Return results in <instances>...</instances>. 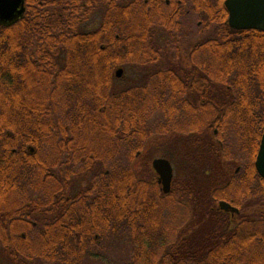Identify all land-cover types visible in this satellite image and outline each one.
Returning <instances> with one entry per match:
<instances>
[{
  "label": "trees",
  "instance_id": "1",
  "mask_svg": "<svg viewBox=\"0 0 264 264\" xmlns=\"http://www.w3.org/2000/svg\"><path fill=\"white\" fill-rule=\"evenodd\" d=\"M164 1L25 0L22 18L0 27V234L16 233L17 190L47 186L49 166L44 151L51 144L48 139L79 137L81 132L86 137L119 140L117 228L120 234L150 237L146 264H264V180L254 166L264 131V33L232 30L225 0H180L179 4L169 0L168 6ZM133 10L176 13L145 17L132 14ZM97 11L100 23L89 28ZM151 30L174 34V42L182 49L196 50L181 64L149 69L137 65L145 70L139 77H213L215 109L229 107L215 112L214 140L189 145L185 154L186 162L195 157L205 165L203 175L209 180L194 187L189 180L183 183L175 177L171 194L192 200L195 207L204 197L211 199L210 207L219 201L239 207L238 218L243 220L240 238L225 234L226 213L209 208L205 217L212 218L215 225L206 234L212 242L200 248L190 245L189 238H160L170 233L161 228L159 193L122 164L121 147L127 148L123 140L147 139L142 132L145 113L137 108L132 112L143 92L113 89L114 70L134 65L125 63L121 50L111 59L103 56L100 46L150 41L154 35L146 33ZM142 32L146 33L138 37ZM233 140L241 155H246L244 161L238 157L242 168L237 174L231 170L237 161L228 158ZM127 151L133 157L134 151ZM163 157L172 163L169 156ZM53 167L54 194L59 196L64 160L54 159ZM101 184L102 201L110 207L114 183L103 171ZM251 199L257 201L254 207L244 206ZM171 200L179 203V199ZM3 217L6 222L1 221ZM106 219L110 223L111 215ZM255 225L258 231H254ZM128 245L125 243V249H136ZM155 248L162 250L159 257ZM51 249L56 251L49 258L54 263L48 261L65 264L63 243L46 246ZM8 251L12 257L16 255Z\"/></svg>",
  "mask_w": 264,
  "mask_h": 264
},
{
  "label": "flooded vegetation",
  "instance_id": "2",
  "mask_svg": "<svg viewBox=\"0 0 264 264\" xmlns=\"http://www.w3.org/2000/svg\"><path fill=\"white\" fill-rule=\"evenodd\" d=\"M164 3L167 6L170 5L169 0H165ZM176 3L179 4L180 0H177ZM175 11L133 10L131 13L148 17V15H171L175 14ZM147 21L149 22V19ZM180 22L182 21H178V23ZM99 23L100 17L92 24L97 28ZM145 33L142 32L137 36L142 37ZM149 33L154 35L150 41L131 42L123 46L118 44L102 45L100 46L101 54L111 59V55L117 50H121L126 57L125 63L127 65L137 66L143 64L150 67L152 65L188 62L190 55L196 50L195 47L187 50L182 49L179 44L174 42V39L176 40L174 34H168L166 31L156 32L151 30L146 34L150 36ZM117 70L122 69L116 68L114 70L115 78L119 79L123 75V70L120 77H117ZM150 75L136 77L134 84L126 88L130 93H134V91L143 92V99L139 100L138 106L132 109V112H135L137 108L145 113L146 118L143 121L142 132L146 136H150L152 129L162 127L166 130L168 124L174 121L175 125L179 123L175 133L179 131L180 135L188 136L183 138L184 143L187 145H206L213 141L215 135H217L214 125L215 112L229 110V107L216 110L213 105L214 78L150 77ZM138 79L140 83H138ZM152 102L155 106L152 105ZM159 106L163 108L161 112L158 110ZM155 109L160 113V117L156 123H151L150 115ZM186 114H191L187 116L190 125L189 130L193 131L194 128L196 129L195 132L183 130L184 128L188 129L184 123ZM203 128L206 129L203 130ZM183 132L185 133L183 134ZM60 141L61 143L49 145V147L51 153L63 152L64 172L63 185L60 187L61 194L59 196L54 194V167L53 159L50 157L45 189L20 187L17 190L18 201L15 204L14 218L16 233L14 235L0 234V253L8 262L7 264H52L51 262L54 263V261L49 258L54 257L56 251L46 250V246L51 247L54 243H63L62 254L65 258V264H119L117 259L116 262L114 261V257L116 255L117 258L118 242L120 241L130 243L129 247H136V249H126L123 251L124 253H127L128 256L131 254L137 264H146L145 256L146 253L149 254L146 243H148L150 237L120 234L117 228L119 213L116 182L118 153L120 150L119 140L106 138L98 142L97 139L81 140L78 137H67ZM123 141L127 143V150H133L137 155L139 151L136 150V147L141 146V143L143 145L146 139L135 137L132 140ZM51 155L53 157L54 153ZM243 156L242 161H244ZM102 158L106 160L109 158L111 161V170L103 172L106 176L110 175L111 182L114 183L110 207L105 206L102 201ZM241 168L242 164L235 169L234 174H237ZM154 174L156 173L154 172ZM21 176L19 177L20 185H22ZM155 178L160 191L159 198L162 201L173 198L177 201L181 197L179 194H177L178 196L171 194L173 179L169 192L164 193L158 182L157 174ZM77 181L83 182L76 186ZM163 204L158 205L164 209ZM230 205L236 208L238 212L223 211L227 214L225 219L227 224L224 227L225 234L228 237L233 235L240 238L243 235V229L239 225L243 220L238 218L241 211L239 207ZM209 209L221 211L218 207L216 209L210 207ZM109 215H111L110 223L106 219ZM1 221L6 222L7 219L4 218ZM254 231H258L257 225H255ZM163 237L180 241L187 239L186 235H182L181 232L178 234V231L174 236H160V238ZM142 247L143 250H141ZM42 248L45 249L42 250ZM8 250L14 251L16 255L12 257ZM107 257L108 260H105L104 263V259H107ZM127 263L132 264L131 262Z\"/></svg>",
  "mask_w": 264,
  "mask_h": 264
},
{
  "label": "rangeland",
  "instance_id": "3",
  "mask_svg": "<svg viewBox=\"0 0 264 264\" xmlns=\"http://www.w3.org/2000/svg\"><path fill=\"white\" fill-rule=\"evenodd\" d=\"M99 17H100V13L99 11H97L94 14L93 19L97 20ZM89 28H95V25L91 24ZM117 69H122L123 75L121 78L115 79V82L113 84L114 90H123V89L130 87L132 84H134V79L136 78V76L137 78H140L139 77L140 73L145 72L144 69H141L135 66H123V67L121 66V67H118ZM145 69H149V67L147 66ZM132 77H134L133 82H132ZM138 83H140L139 79H138ZM152 105L155 106L153 102H152ZM147 108H148V103H147ZM157 109H155V111H152L150 115L151 123H156V121L160 117V113L158 112V110L160 112L163 110L161 106H159L158 110ZM188 115H191V114L185 115V122H184L187 125L188 129H185V128L183 129L186 132L190 129L189 120H187ZM174 125H175V122L172 121L168 124V126L166 127V130L165 128H162V127H160L159 129H152L150 136H147V139L143 143V145L141 143L140 148L136 149L139 151V153L137 155L135 152L132 153L133 157H130L125 145H123L124 147H121L122 148L121 156L123 158L122 164L124 166L126 164L129 167V169L134 171L137 178L147 181L151 185H153V187L151 186V190L152 189L156 190L158 191V193L160 191L158 189L157 184L155 183L156 174H154L152 170L151 163L154 159H157V158L166 159L163 157L166 155L169 156V158L172 161L171 163L168 160L173 166L172 167L173 175H174L173 181H175L174 178L177 177L178 180H180V182L182 181L184 183L185 181L189 180L193 184L194 187H197L199 185L204 186V184H206V182L209 180L203 175L202 169L206 167L204 164L203 165L201 164V161L197 160L195 157H192L189 159L188 162H186L187 158L185 157V154L187 152V147L189 145L184 143L183 138L188 137V136L180 135L179 131L175 133L176 128L179 126V123H177L175 126ZM184 133L185 132H183V134ZM78 138L81 140L97 139L98 142H100L99 140L103 139L101 137H94V136L86 137L85 134L81 132ZM60 140L62 139H50V140L48 139V142H51L50 144L51 146L53 144L56 145V144L61 143ZM234 142L235 141L233 140L231 143L230 157L228 156V158H234V160L237 161L231 166L232 172H234L235 169L241 164V162L238 160V157L242 158V155H241L242 153H240V151L238 150V147L234 145ZM44 152H45L44 156H46L48 160L50 157L53 159V161L56 158L57 159L61 158L64 160L62 156L63 152L60 155L57 152H52L54 153L53 157L51 155L52 153H51L50 147L47 148ZM103 152L105 151L103 150ZM128 155L130 158L127 157ZM244 159H246L245 154L243 156V160ZM102 161H106V163H105V166L101 170L103 172L105 170H109L111 166V161L109 160V158L107 160L105 158H102ZM221 166L227 167V165L225 164H222ZM150 169H151V172H150ZM82 182L83 181L81 182L77 181L75 185L78 186L77 184H81ZM154 194H157V192H154ZM180 198L181 197H179V203H178L179 205L174 204L171 199H165L164 201H162L164 203L163 206L165 208L164 209L162 208L160 212V218L162 220L161 228L162 229L168 228L169 233H170L169 236L176 235L177 231H178V234L181 232L182 235L187 236L186 237L187 239L188 238L190 239L189 240L190 245H194L195 247L201 248V246L208 243V241L211 239L210 235L206 233H208L211 229L213 230V226L215 225L214 220H212V218L205 217V213H207L208 208H210L212 201L209 197H206V198L204 197V200L198 203L202 206L200 207V205L197 204L195 207L194 206L195 204L193 203L192 200H188L185 197L182 199ZM255 203H257L256 199L255 200L251 199V200H248L246 202V205L244 206H248V208H251V207L253 208ZM217 207L218 206L216 204V206L212 208L216 209ZM165 236L169 237L168 235H165ZM209 242H212V240H210ZM124 250H126L125 242H121V241L118 242V255H117V258L115 255L114 261L116 262V259H117L119 264H128L127 262H131L132 264L133 263L137 264L136 261L133 260V257H131L132 255L130 254L128 256L127 253L123 252ZM154 251L155 253L157 252L156 255L158 257L162 253V250H159L158 248H155ZM108 257L107 259H104V263H105V260H108ZM7 263L8 262L4 259L2 253H0V264H7ZM145 263H146V260H145Z\"/></svg>",
  "mask_w": 264,
  "mask_h": 264
},
{
  "label": "water",
  "instance_id": "4",
  "mask_svg": "<svg viewBox=\"0 0 264 264\" xmlns=\"http://www.w3.org/2000/svg\"><path fill=\"white\" fill-rule=\"evenodd\" d=\"M224 7L228 14L227 23L232 30H257L264 33V0H225ZM25 12V0H0V27L17 22ZM117 77L122 75V70H117ZM255 169L264 180V131L261 135L258 152L256 155ZM152 169L158 176L162 191L168 193L173 177L170 162L163 158L152 161ZM218 208L221 211L238 212L229 203L220 201Z\"/></svg>",
  "mask_w": 264,
  "mask_h": 264
}]
</instances>
